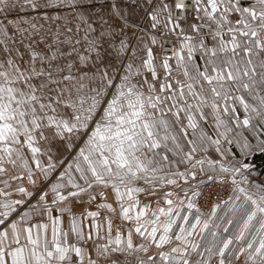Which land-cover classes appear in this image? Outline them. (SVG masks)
Masks as SVG:
<instances>
[{"label": "snow or ice", "instance_id": "6c2138e0", "mask_svg": "<svg viewBox=\"0 0 264 264\" xmlns=\"http://www.w3.org/2000/svg\"><path fill=\"white\" fill-rule=\"evenodd\" d=\"M261 158L264 0H0V264H264Z\"/></svg>", "mask_w": 264, "mask_h": 264}, {"label": "crops", "instance_id": "0c3cea01", "mask_svg": "<svg viewBox=\"0 0 264 264\" xmlns=\"http://www.w3.org/2000/svg\"><path fill=\"white\" fill-rule=\"evenodd\" d=\"M262 159H264V158H261V159H259V163L256 161V171H257V173H259L260 172V169H261V171H264V164L261 162V160Z\"/></svg>", "mask_w": 264, "mask_h": 264}, {"label": "trees", "instance_id": "16d2710c", "mask_svg": "<svg viewBox=\"0 0 264 264\" xmlns=\"http://www.w3.org/2000/svg\"><path fill=\"white\" fill-rule=\"evenodd\" d=\"M256 161L258 162V161H259V159H257ZM259 162H260V161H259ZM259 162H258V163H259ZM263 164H264V163H263Z\"/></svg>", "mask_w": 264, "mask_h": 264}, {"label": "built area", "instance_id": "2783aa9c", "mask_svg": "<svg viewBox=\"0 0 264 264\" xmlns=\"http://www.w3.org/2000/svg\"><path fill=\"white\" fill-rule=\"evenodd\" d=\"M208 189H206V191H207Z\"/></svg>", "mask_w": 264, "mask_h": 264}, {"label": "rangeland", "instance_id": "374dc122", "mask_svg": "<svg viewBox=\"0 0 264 264\" xmlns=\"http://www.w3.org/2000/svg\"><path fill=\"white\" fill-rule=\"evenodd\" d=\"M260 172H261V169H260Z\"/></svg>", "mask_w": 264, "mask_h": 264}]
</instances>
